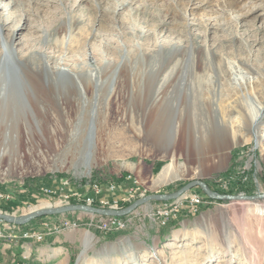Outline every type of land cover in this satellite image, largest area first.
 I'll return each mask as SVG.
<instances>
[{"label":"rangeland","instance_id":"obj_1","mask_svg":"<svg viewBox=\"0 0 264 264\" xmlns=\"http://www.w3.org/2000/svg\"><path fill=\"white\" fill-rule=\"evenodd\" d=\"M1 54L6 86L17 103L0 109L10 115L0 122V131L8 132L0 136V188L13 195L8 204L0 200V212L22 215L43 202L86 204L88 197L95 203L91 183L106 191L114 181L118 190V181L134 176L142 184L118 198L116 209L193 180L220 194H264V122L258 140L235 126L237 144L213 148L200 162L188 151L179 120L169 127L174 145L154 141L152 132L163 127L156 117L164 110L146 102L157 89L159 95L174 94L181 81L200 78L204 97L232 101L226 109L231 120L238 119L232 105L240 106L244 91L252 94L264 85V0H0ZM25 62L95 73L105 82L94 126L98 139L89 143L85 137L74 150V134L88 130L82 118L93 106L83 107L77 98L56 103L44 87L45 73L42 87L26 90ZM153 67H161L159 75ZM86 95L94 100L92 85H86ZM181 111L172 110L178 117ZM170 162L173 178L161 182L159 174ZM193 196L201 203L196 212L187 202ZM182 202L185 212L168 223L152 215L172 213ZM104 217L76 211L23 225L0 220V229L5 235L34 228L46 235L78 231L81 244L71 264H264V198L214 199L195 186L176 199L142 204L122 216L125 228L112 233L99 228ZM64 219L79 227H61Z\"/></svg>","mask_w":264,"mask_h":264},{"label":"bare ground","instance_id":"obj_2","mask_svg":"<svg viewBox=\"0 0 264 264\" xmlns=\"http://www.w3.org/2000/svg\"><path fill=\"white\" fill-rule=\"evenodd\" d=\"M223 6L225 7V4H223ZM220 11L222 13L224 10L221 9ZM6 63V56L1 54L0 109L11 106L12 103H14V105H16L17 103V99L16 97H14L15 93L12 92L13 90H9V88H7L6 86L4 74V67ZM21 67L26 80V90H32L36 92L39 86L42 87L41 74L45 73L47 86L44 87L47 88L49 96H51L53 100H56V103L61 104V100L64 98L66 100H68L69 98H77V101H79L81 106H93V110H91V113L84 115L82 118V122L85 125H90V127L87 128L88 130H82L80 133L74 134L75 137L77 136L76 140L79 141L78 143H76L77 145L75 144L76 148L74 147V150L79 149V144L81 143L80 141L85 137L89 143L90 141L99 138V136L97 135L98 128H94V126L98 124V101L102 93L104 92V88L106 87L105 82H103L99 76L95 75V73H73L65 67L52 69L48 62H46L41 67H39V65L37 67H34L30 63L25 62L21 63ZM160 68L161 67H153L150 71L155 72L157 73V75H159V72L161 71ZM86 85L93 86L95 92L93 101H90L87 98ZM243 86L247 89L245 83L243 84ZM111 87L112 86H110V88ZM202 87L203 85L201 79L194 78L190 82L188 80L181 81L179 83L180 89L178 91H175L174 94L159 95L158 89L155 90V94H151V97L148 99V101H146L148 102V105L164 110L161 115L156 117L157 122L163 127L161 130H154L152 132V138L155 142L168 147L174 145L175 136L174 138L170 137L169 127L177 125L179 120V122L181 121L183 125V133L188 151L192 149L198 156L199 161L202 162L213 148L224 150L231 144H237V133L235 130V126H239L241 128L248 129L254 132L257 140L259 139V127L264 122L262 120L264 117V85L261 86V89L258 88L257 92H253L252 94H249L246 91L241 94L240 106H235L234 104L232 105L238 115V119L234 120H231L226 109L227 104L232 101H228L225 99L221 100L220 97L217 98L216 96H213L210 99H206L203 95ZM5 92H12L9 95V98L2 95ZM55 106L57 107V104H55ZM177 108H182L180 117H178L176 113L172 112V110ZM9 117L10 115L8 114H0V122H5L7 119H9ZM7 134L8 132L6 131H0V136ZM84 156H86V154ZM222 157L225 158V155L223 154ZM174 170L175 162H170L159 174V180L161 182L171 180L173 178ZM93 200L94 198L89 197L87 199L89 203H91ZM115 204L116 207L118 205L116 201ZM52 205H57L54 207H60L59 205L62 206V203L56 202L55 204H52L43 202L40 205L36 206L34 208L35 210L33 211L44 209V207L49 208V206ZM33 211H30L29 213ZM161 214H170V212L169 210L163 209L161 211ZM25 231L20 234H24ZM87 238H91V236L87 235Z\"/></svg>","mask_w":264,"mask_h":264},{"label":"crops","instance_id":"obj_3","mask_svg":"<svg viewBox=\"0 0 264 264\" xmlns=\"http://www.w3.org/2000/svg\"><path fill=\"white\" fill-rule=\"evenodd\" d=\"M142 182L141 176H134L132 180L125 178L118 181L116 192L106 196L112 199L123 198L131 187L139 186ZM154 231L152 228L148 229L145 237L150 239L154 236ZM78 244H81V240L78 231L75 230L67 231L62 235L56 233L46 235L43 241L20 238L10 244L0 239V264H18L21 258H25L24 262L27 263L24 264H71Z\"/></svg>","mask_w":264,"mask_h":264},{"label":"water","instance_id":"obj_4","mask_svg":"<svg viewBox=\"0 0 264 264\" xmlns=\"http://www.w3.org/2000/svg\"><path fill=\"white\" fill-rule=\"evenodd\" d=\"M195 186H200L204 190V192L208 195V197L214 198V199H234V198H247V199H254V198H264V194H258V195H228V194H220L218 192L213 191L209 185L202 180H193L187 184H185L183 187H181L179 190L172 192V193H155L150 194L145 197L139 198L135 200L133 203H131L129 206L121 209H115L111 207H99L95 205H89V204H69L65 206L60 207H49L44 208L41 210L33 211L28 214H22V215H12L9 213H3L0 212V220L8 221L14 224H27L31 221H33L36 218L45 216V215H52V214H64L69 212H76V211H84L89 212L93 214H98L101 216H125L138 207H140L142 204L150 201V200H161V201H169L176 199L180 196H182L185 192L190 190L191 188Z\"/></svg>","mask_w":264,"mask_h":264},{"label":"built area","instance_id":"obj_5","mask_svg":"<svg viewBox=\"0 0 264 264\" xmlns=\"http://www.w3.org/2000/svg\"><path fill=\"white\" fill-rule=\"evenodd\" d=\"M91 184H94V191H92V194H95L96 196V203H86V204L95 205V206L96 204H99V207L109 206L111 208L116 209L115 199H118V198L112 199V198L107 197L106 191L112 192V193L115 192L117 190V183L114 181H109V189L106 191H99V182L97 181ZM0 200L3 201V204H8L10 201L13 200V195L10 192L0 188ZM187 202H189L190 212H196L198 210V207L201 204L200 202H196L195 196H193L190 201L188 199ZM186 203L182 202L181 208L175 209L170 214H161V215L152 214V215L155 216L157 220L163 221V223H168L169 217H179L181 212L185 210ZM65 225H75V228L79 227V223L77 221H71L67 219H64L62 223H60L61 227L65 228ZM126 226H127V220L124 219L122 216H106L102 219V222L99 223V228L109 233L125 228ZM7 236L14 237V239L26 238L29 240L43 241L45 239L46 234L43 231H39L34 228L31 230L25 231L24 234L5 235V233H3V230L0 229V237H7ZM24 260L25 258H21L18 264H24Z\"/></svg>","mask_w":264,"mask_h":264},{"label":"trees","instance_id":"obj_6","mask_svg":"<svg viewBox=\"0 0 264 264\" xmlns=\"http://www.w3.org/2000/svg\"><path fill=\"white\" fill-rule=\"evenodd\" d=\"M96 203V202H95ZM120 205H123V206H128L129 203H124V202H121ZM96 206H99V204H96ZM42 218V217H41Z\"/></svg>","mask_w":264,"mask_h":264}]
</instances>
